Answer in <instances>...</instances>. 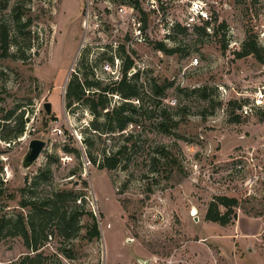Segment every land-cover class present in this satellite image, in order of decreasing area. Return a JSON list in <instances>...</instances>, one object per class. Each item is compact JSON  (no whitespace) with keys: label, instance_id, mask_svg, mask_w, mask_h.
Instances as JSON below:
<instances>
[{"label":"rangeland","instance_id":"obj_1","mask_svg":"<svg viewBox=\"0 0 264 264\" xmlns=\"http://www.w3.org/2000/svg\"><path fill=\"white\" fill-rule=\"evenodd\" d=\"M203 1L211 18L204 32V23L186 26L182 0H159L157 11L148 0H0L8 37L0 46V123L11 112L10 131L20 114L25 120L19 138L0 137V177L13 196L0 205L7 216H26L22 198L72 192L66 213L80 214L71 238L47 222L44 264H264V105L240 109L264 88V62L235 55L249 30L264 60V0ZM156 42L177 51L163 54ZM125 57L136 97L123 130L82 102L66 107L70 81L111 84ZM155 84L165 87L162 97ZM107 98L110 109L122 101ZM32 139L46 145L24 170ZM119 149L115 169L98 168ZM218 196L238 201L225 226L205 219ZM94 224L100 236L91 239ZM29 253L20 237L0 242V264Z\"/></svg>","mask_w":264,"mask_h":264},{"label":"trees","instance_id":"obj_2","mask_svg":"<svg viewBox=\"0 0 264 264\" xmlns=\"http://www.w3.org/2000/svg\"><path fill=\"white\" fill-rule=\"evenodd\" d=\"M134 5H137V0H133ZM21 13L16 12L15 18L18 22ZM209 23H205V27L197 28L199 31L204 32ZM30 25V20H28L23 28H27ZM176 28H179L177 25ZM182 29V28H181ZM7 34L2 31L0 33V46L6 49L7 47ZM154 48L166 55H172L177 50L176 48H166L162 42H156ZM261 48L256 43L253 35L249 30L246 31V38L241 45V49L235 52L237 58H243L248 55H253L259 62L263 63L264 60L260 56ZM123 52V48H121ZM133 67L132 61L125 57L122 59V64L120 68V77L117 81L111 84H106L104 87L100 86L99 82H88L84 80L83 84L78 81H70L66 87L65 91V101L66 107H70L73 102H82L85 104L93 116L97 120L101 115L105 118L109 125H116L120 130H123L126 126L129 118L127 113L131 112L133 109L132 104L129 102L132 98L136 97L134 92V85L131 79L128 78L127 73ZM112 85V86H111ZM85 87H95L97 92L91 93V96L86 95ZM165 87L155 84L154 93L156 96H163ZM117 93L122 97L121 103L116 106L109 108V100L107 98L108 94ZM89 94V93H88ZM95 94L97 102L92 100V96ZM158 104L160 102H157ZM12 115H8L4 119V123H0V137L1 140L10 143L15 139L19 138L24 132L25 120H22L23 113L20 114L19 120L13 127V131L9 130V122ZM92 128L96 131V125L93 123ZM161 125V124H160ZM162 129H166L165 125H161ZM121 150H117L115 153L109 156H103L98 163L99 169H105L107 171L115 169L120 163ZM95 163V159H92ZM2 169V162L0 161V171ZM48 168H45L41 175L46 178L48 175ZM3 182L0 177V199L9 198L12 199L13 196L7 194V189L3 187ZM20 194L24 192V189L19 190ZM76 196L72 192L67 194L61 192L54 194V196L46 197L44 200L37 202L35 198H22L18 202V207L21 210L29 209L28 215H24L23 212L19 211L12 216H7L4 209V205H0V242L4 237H20L23 240L24 247L30 251L32 254H27L20 258L17 264H44V259L39 249L43 246L44 241L47 239V234L44 232L47 222L55 220V229L58 233L63 236V238H71L72 233L78 229L77 217L80 214L76 211L74 213H66L65 204H74ZM80 207V206H76ZM238 207V201L232 197L218 196L215 197L208 205L206 211L205 219L211 223H216L220 226H225L230 222V218L233 220L236 217L235 209ZM223 209V211L220 210ZM100 234L97 226L94 224L89 237L99 238Z\"/></svg>","mask_w":264,"mask_h":264},{"label":"built area","instance_id":"obj_3","mask_svg":"<svg viewBox=\"0 0 264 264\" xmlns=\"http://www.w3.org/2000/svg\"><path fill=\"white\" fill-rule=\"evenodd\" d=\"M151 3V9L157 11V1L159 0H148ZM185 1L187 7L186 26L189 27L196 22L208 23L210 22V16L208 8L203 0H182ZM197 63V60H195ZM264 105V88L259 90L257 96H255L250 103L242 106L240 109L242 113L248 114L251 112V108L262 107Z\"/></svg>","mask_w":264,"mask_h":264},{"label":"water","instance_id":"obj_4","mask_svg":"<svg viewBox=\"0 0 264 264\" xmlns=\"http://www.w3.org/2000/svg\"><path fill=\"white\" fill-rule=\"evenodd\" d=\"M44 110L47 114H50V103L44 104ZM46 143L40 139H32L29 144L25 155L21 161V167L25 170L31 167L39 158L42 150L45 148Z\"/></svg>","mask_w":264,"mask_h":264}]
</instances>
